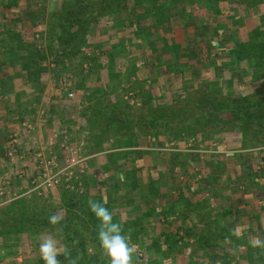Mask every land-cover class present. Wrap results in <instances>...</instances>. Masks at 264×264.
Segmentation results:
<instances>
[{
  "label": "crops",
  "instance_id": "crops-1",
  "mask_svg": "<svg viewBox=\"0 0 264 264\" xmlns=\"http://www.w3.org/2000/svg\"><path fill=\"white\" fill-rule=\"evenodd\" d=\"M248 1L249 0H245V2ZM229 4V9L224 8L218 14L207 8L201 9L195 6H191V8L184 6L183 8L182 6V8L180 7L177 10L179 11L178 21L172 20L171 16H163L166 22L164 21V23L160 24L156 22L155 15L157 12H153L152 15H150V8L147 10L148 13H150L148 17L145 16L143 8H129V12H120L115 20L120 29H107L109 26H113V19L109 20V23L99 27L100 34L102 35L101 37L103 38H100L99 41L103 49H106L105 53L108 54L109 59L103 61L102 66L104 68L102 67L103 69L101 68L99 70L93 68L86 71L84 73L86 79L83 89H76L70 86L65 87L63 81L58 79L57 81H59V84L52 86L51 82L59 76V71H45L46 73L42 75L37 73V79H43L44 77L45 80L48 79L46 88L40 87V90L43 92L41 94L44 95L42 98L37 97L40 96L39 90L38 87L34 88V83H31L32 88H29L26 81L25 84L22 82V80H26L30 76L27 70L30 68V66H28L30 58L32 60L31 55H27L24 51L25 48H28L30 53L31 51L34 52L33 48H37L38 50L41 48L40 43H38L36 47L33 46L34 41L39 39L38 31L42 28L41 24L32 27L31 21L27 18L30 16L29 9L27 10L29 14L25 12L23 15L21 13L18 24H8L11 31L20 30L19 36L21 40L18 44L23 46L24 51L18 55H10L12 51H17L15 42L10 39L5 41L6 51H10V53L8 54L6 52V55H3L2 58L0 56L1 61L5 60L4 65L0 64V186L5 191L4 193L0 192V195L5 194L0 196V206L12 202L10 196H12L14 192L22 194L25 189H23V184L28 183L21 179L19 183L17 180H14L16 171L15 168L13 169V164L8 156L9 146L12 141H9L8 138L14 137V145H16L20 152L25 151V149H27V151H32V149H36L37 146L42 149L46 147L54 152L55 150L58 151V146L64 140L65 134L70 130L71 125L78 122L75 127V129H78L81 121L85 122L83 117L85 111H87L86 109H88L87 103H84V100L79 96L73 100V102H68L65 99V94H67V92H64L65 90L70 89L82 95L83 90L88 91L94 89L98 85H103L106 89V93H110V98L116 96V94L119 95V89L117 88V84L121 79L119 75H121L126 68L120 73V66L115 64L125 60L126 54H128L127 59H131L130 62L133 63L138 80L143 81L144 86H146L143 94L150 95L148 96L151 100L150 104L146 105H151V107H153L158 103H163L170 106L173 105L174 102L176 103L185 98V93L182 94L183 91L180 92V89L189 88L188 95L198 89L199 85L205 83L206 80H213L218 76L220 77L218 73L221 70L225 71L228 65L237 64L238 59L232 48L235 47V45L248 46L252 43V29L256 26V23H259L260 16L264 13V3L262 4L263 13L262 10L259 9L257 16H252L247 10H244L245 12L242 14L245 19L239 16V10H236L235 6L232 7L231 3ZM24 9L25 8L22 10ZM134 11L143 15V18L138 20V23H132L133 19L130 18L132 15H136ZM200 14L202 22L198 20ZM125 18L128 22L122 21ZM126 25L128 27H126ZM261 28H264V22ZM93 29L92 27L91 31ZM122 29L127 30V33H123ZM205 30L210 31V35H208ZM137 31L140 33L137 34ZM235 35L237 38H234ZM32 36H34V38ZM178 39H180V41H178ZM131 40L135 42L131 44ZM176 42H178V45ZM126 44L130 46V50L121 52V47L126 46ZM158 54L161 55L159 59L161 58L163 62L161 69L160 66H157ZM46 61V59H43V64H46ZM12 62L14 64L11 65ZM250 63H252L251 60L246 59L239 64L238 68L241 69V67H244L245 71H247L249 70L248 68L251 67ZM144 64H149V66ZM261 70L262 74L260 77H263L264 67ZM226 72L228 75L234 74L236 77L234 71L228 70ZM123 74H125V72ZM116 77L119 78V81L117 80V84L115 85L114 81L112 83V79ZM235 77H229L228 79H235ZM12 79H20L21 82L19 84L16 83L18 82L16 81L14 87H17V89L14 88L11 91L10 87L7 88L4 85ZM18 87H21L20 91ZM229 87L231 88V86ZM115 88L117 89L115 90ZM86 92L84 93L87 97L91 91L88 92V94ZM60 97H62L63 100H60ZM119 97L123 98L122 95H119ZM153 100L155 101L154 105L152 102ZM144 102L146 103V101ZM89 104L91 105L92 102ZM143 106H133V108L139 109ZM33 109L36 111L35 115L32 113ZM28 127L31 128L29 132ZM135 131L138 132V134L135 135L129 145H125L127 138L115 136L110 138L102 148L96 151L86 152L84 155L85 159L88 160L86 162V165H88V173L85 175L92 179L89 180L90 190L95 195L97 191H100L99 198L106 196L105 192L107 191V185L109 187L116 185L117 188H121L124 181L123 176L127 174L132 176L135 188L139 190L136 194L139 195V193L143 191L142 194H144L145 197L138 202H126V199H122V195L114 197L116 200L113 202H106V204L110 203L115 210L118 211L122 220L127 219L138 223L139 228H143L144 232L149 233L150 237L155 239L162 236H173L186 240L193 238H200L201 240H207L209 238L215 239L220 237L222 230H225V234L231 238L236 239L242 236L244 242L248 240V242H251L252 239L254 240V238L257 237V235H253L254 233H252V230L258 223L260 225L259 233L264 234V186L262 185L263 188H261V191H257L256 194H254V189L252 190L250 185H246V182H241L245 184L246 190L242 191L231 186L227 191H224V194L228 196L232 195L233 199L228 196V198L222 199V195L218 194L220 189L222 190V188H220L221 184H215L220 181H213L215 177L220 176L222 173L228 176H236L242 173L245 179L247 169L240 170L229 164H227V168L223 166L229 159L235 158L234 156L236 154H234V152L240 150V147L235 145L237 139L228 138V151L223 152L220 150L213 155L207 153L205 155V158H207L205 160L206 165H201L200 168L196 164H190L189 161L190 158L199 159V153H194L196 151L188 150L187 152H182L178 149L179 147L182 148V146L178 144V147L175 146L177 149L173 148L162 152V148H157L156 145L162 144L163 136L156 137L153 134H143L140 130ZM93 134L91 132V136L87 137L85 143L87 142L90 145V141L88 142V140L90 137L92 138L94 136ZM67 135L70 136L68 139H65L72 142L73 140L70 138L72 134L68 133ZM225 139L226 138H224V140ZM120 142H123L122 145H119ZM210 142L211 141H208L206 143L210 144ZM111 155H117V161H109L112 157ZM26 157L28 160V156ZM161 158H165L166 160L164 166L159 165L161 164ZM217 159L219 160L217 161ZM90 162H98L102 167L108 169L102 176L103 179L101 177L95 179L92 176V174L95 176L94 173L98 170L93 168L94 165L90 166ZM131 162H135V165L132 167L125 165L131 164ZM201 162L202 164L204 163V161ZM215 162H218V165L221 164L223 169L222 166L215 167L213 165ZM144 163L148 165L146 166ZM20 164H15V166L20 167ZM21 165H25L28 168L32 167L31 172L35 174L32 160L29 159V162L25 160ZM199 173H203V176L211 175L210 177L212 178L209 181H213L214 183L206 187L205 184L209 181L205 182L206 177H204L203 180V177ZM147 174L150 178L152 177L151 180H153V182L158 180V178L160 181L162 180L161 182L163 184H160L161 187H159V191L161 190L160 193L164 192L166 198L165 202L155 193L158 190L155 185L152 186L150 184L147 187L144 186L145 180L143 176ZM160 174L161 176L163 175L164 178H161ZM198 175L201 176V178H199ZM140 179L142 180L141 183L139 182ZM120 191L121 193L124 192L122 188ZM153 191L154 193H152ZM229 191H231L230 195ZM209 197H212L214 200H212V202H205ZM138 198L140 199V197ZM221 200H230V202H218ZM222 203H224L223 205L235 207V209L237 208V211L240 212L235 218L228 217L225 219L224 223H226V225L220 222V220L218 222L215 215L211 214L213 210L210 212L206 211L209 205L210 207L215 205L220 207ZM135 208L137 209V214ZM257 208L263 210V212H261L263 221L258 218L255 211L252 212V210ZM130 212H132V215L134 214L136 216L128 219L127 216ZM243 213L245 214L242 215ZM161 214L167 221L160 219L162 216ZM123 215L125 217H123ZM6 235L7 233H3L0 235V238ZM206 245L207 244H204L203 247L196 249L188 248L189 252H187V254L189 256H193L194 253L195 255H200V259L204 260V262L199 261V263L208 264V260L205 258L207 252L210 253L209 255H216L219 259L221 255L227 253L226 249L222 248V246L225 245L227 248L230 244L223 243L222 246L214 244L216 245L215 249H210L209 246ZM209 245L213 244L209 243ZM184 249L182 250L183 254L185 253L183 252ZM208 259L209 262L214 260L215 264H254V262L249 260V262H246L244 260L245 258L239 257V255L237 259L232 256L224 260L211 259L210 256ZM3 261L7 262V259ZM214 262L211 264H214Z\"/></svg>",
  "mask_w": 264,
  "mask_h": 264
},
{
  "label": "rangeland",
  "instance_id": "rangeland-1",
  "mask_svg": "<svg viewBox=\"0 0 264 264\" xmlns=\"http://www.w3.org/2000/svg\"><path fill=\"white\" fill-rule=\"evenodd\" d=\"M59 1H66V0H32V1L29 0L26 2V6L24 9L25 11L22 9H21L22 11L20 10V12L10 11L9 16L11 17V16H15L16 14H18L19 18H21V13L23 15L25 12L27 14H29V12L27 10L29 9V11H31V8H33L34 3L36 2L35 3L36 8L32 11H34L37 15H39V17H41L42 15H44L45 17H48V15L50 13L55 11L57 3ZM166 5H167L168 12H167V10H165L163 15L164 16H171L172 20L178 21L179 11H177V10L180 6V3H177L175 1L173 2L172 0H167ZM181 6H187L190 8H191V6H195V7L201 8V9H203V8L205 9L207 7V6L206 7L203 6V3L201 0L200 1L192 0V1H189L187 4L181 5ZM128 8H142V7H140V5H134L133 3L130 2L128 4ZM5 12H8L7 9L4 10V13ZM134 13H136V12L134 11ZM13 14H15V15H13ZM117 17L118 16H115L114 18H112L113 19V26L112 27L109 26L107 29H117V28L120 29V27L116 23L117 21H115L117 19ZM27 18L30 21V17H27ZM130 18L133 19L132 23H138V20L143 18V15L137 12L136 15H132ZM200 18H201V14H200V16H198V20H200L202 22V19H200ZM122 21L125 22L127 20L125 18ZM114 22H115V24H114ZM108 23H109V21H108ZM44 26H45V24L43 26L41 25L42 28L40 31H38V35L43 36V39L40 43L41 48H39V50L43 51L44 52L43 54H45V56H46V60H47L46 61V71H49V72L50 71L52 72L55 70L59 71V76H58L59 78L57 77L56 79H53L54 81L51 82V85L52 86L58 85L59 84L58 83L59 81H57V79H58L60 81L61 80L63 81V83L65 84L64 85L65 87L70 86V87H75L76 89H80V88L83 89L85 86L84 81L86 79L84 76V73L86 71H89L90 69H93V68H95L97 70L101 69L103 67L102 66L103 61L104 60L106 61L108 59V54L105 53L106 49L105 50L103 49V46L101 45V42L99 41V39L102 38L101 37L102 35L100 34V28L97 27L96 29H93L89 33V35H87V39H86V42H88L87 47L82 48L81 52L77 56H75V58L72 57V59L70 60V63L54 64L53 62L57 59V56L55 55L57 52L55 50L54 43L49 40V35H48V33H46V27H44ZM126 27H128V26L126 25ZM122 30H123V33H125V34L127 33L126 32L127 30H124V29H122ZM209 32L210 31H206V33L208 35H210ZM139 33L140 32L137 31V34H139ZM46 34L48 36H46ZM107 34H108V32H107ZM7 35H11V34L7 33ZM92 35H93V37H92ZM0 36H1L0 38L3 40L2 42L0 41V56L2 58V56L5 55L3 51L6 50L5 42H4V40H5L4 38H5L6 34L0 32ZM89 36H91V37H89ZM39 38H40V36H39ZM94 38H96V39H94ZM234 38H237L236 35L234 36ZM232 39H233V37H232ZM120 41H122V40H120ZM178 41H180V39H178ZM133 42H135V41L131 40V44H133ZM241 43H243V42H241ZM176 44L178 45V42H176ZM91 45H94V46H91ZM18 47H21V45H19ZM7 49H8V47H7ZM124 50L129 51L130 46H128V44H126V46L121 47V52ZM7 53L9 54L10 51H8ZM25 53L27 55L33 54V53L31 54V52L29 53L28 48H25ZM18 54H20L19 51L14 50L11 52L10 55H18ZM127 55L128 54H126L125 60H123L122 62L117 61L118 63L115 64L117 66L118 65L120 66V68L122 70V71L119 70L120 73L123 72V70L126 68V70L124 71L125 74H123L124 73L123 72V73H121V75H119V78L121 77L120 81L118 80L119 78H117L118 76L116 78H113L114 80L112 79V83L114 81L115 85L117 84V80L119 81L117 84V88L119 89V95H122L123 98L119 97L118 94H116V96H112L110 98V96H109L110 93H108V94L106 93V91H105L106 89L104 88V86L98 85L94 89H91L88 91L83 90L82 95L77 94L73 90L67 89L64 91V92H67V94H65V96H66L65 99L68 102H73V100H75L79 96L84 100V103L85 102L87 103L88 107L90 106L89 103L94 102L96 99L99 100L100 102L104 103V104L107 103L108 101H114V102H117L119 104H123V102H124V103H127L128 105H132V106H136V107H138L139 105L143 106L144 104H145L144 106L149 105L151 100L148 98V96H150V95L149 94H143V91L146 88V86H144L143 81L138 80V76H136V74H135L136 70L133 67V63L130 62L131 59H129V60L127 59L128 58ZM32 56L34 57V55H32ZM160 56H161L160 54H158V56H157V66L158 67L160 66V69H161L163 62H162L161 58L159 59ZM50 62H52V63H50ZM23 65H26V64H23ZM144 65L149 66V64H144ZM28 66H29V63H28ZM236 68H238L236 66V64L228 65L227 68H225V71L221 70L218 73L220 75V77L218 76L216 79H213V80H206V82L211 81L215 87L223 90L224 92H227L226 94L231 96V97H237L239 95H243V94L250 93V92L264 93V75H263V77H260V75L262 74V70L260 67H252L251 71L250 70L245 71L244 68H242V69H240V68L236 69ZM228 70L234 71L236 74V77L234 74L228 75V73L226 72ZM258 70H259V73H258ZM27 72H30V68H28ZM229 77H231V78L235 77V79H228ZM16 81H18V82H16ZM25 81L27 82L29 88H32L31 83H34V88L38 87L39 95H40V96H37L38 98L44 97V95L41 94L43 92L40 90V87L42 86V87L46 88L47 83H48L47 82L48 79L45 80V77L43 79H37L31 75L28 77V79L22 80L23 84L26 83ZM15 82L20 84L21 80L20 79H12L7 84H5L4 86L7 88L10 87V89L12 91V89H14V88L17 89V87H14V84H16ZM203 82H205V81H203ZM229 86H231V88ZM18 88H20L19 89V91H20L21 87H18ZM117 88H115V90ZM79 91H81V90H79ZM182 91H183L182 94L185 93L184 95L186 96L188 91H189V88L180 89V92H182ZM84 92H86L87 94H88V92H90L89 93L90 97L89 96L86 97ZM60 100H63L62 97H60ZM144 101H146V103ZM152 102L154 105L155 101L153 100ZM162 104L163 103H158L157 105H162ZM86 110L87 111H85V114L83 117L85 119V122L81 121L78 129H75L76 124L78 123V122H75L73 125H71L70 130H68V132L65 134V138L68 139L70 135H67V134L71 133L72 136L70 138L73 141L69 142V140L64 138V140H63L64 142L62 141L58 146V151L55 150L54 152H52L46 147H43V149H42L41 147L38 148V146H37V148L35 147L36 149H34V150L32 149V151L31 150L27 151V149H25V151L20 152L18 150V148L16 147V145H14V141H13L14 137L8 138L9 141H12V143H10V146H9L10 147L9 153L8 152L7 153L9 154L8 156L10 157V161L13 164V169L15 168V171H16V174L14 175V180H17L18 183H19L20 179L28 182L27 184L25 183L26 185L23 184V186H24L23 189L25 188L24 189L25 192H24V190H23L22 194L14 192L12 194V196H10V198H12V201L22 200L23 202H27V204H31L33 206H54L56 208L66 206L67 202H81L80 204H78V206L74 207L73 211L79 217H81V218L84 217V219L89 222V217L85 214V211H87L89 209L88 201L90 199L97 200V201H101L103 199L108 203V202L115 201L116 198L114 199V197H118L119 195H122V199H126L125 200L126 202H138L139 200H141L142 198L145 197V195L142 194L143 191H141L139 193V195L136 194V193H138L139 190H137L135 188L134 180H133L132 176L129 174L123 176L124 181H123V185L121 187L124 191L123 193H121V191H120L121 188L120 187L117 188L116 185L111 186V187H109L107 185V191L105 190L106 196H104L103 198L102 197L99 198L100 197V195H99L100 191H97V194L95 195L90 190L89 180L91 178L88 177L87 175H85L88 173V165H86V162L88 160L85 159L84 155L86 154V152L93 151L94 148L92 150V146H94V145L91 142V140H92L91 137L88 140V142L90 141V145L87 142L85 143V141H87L86 140L87 137L91 136L90 131L87 129V122H86V119H88V116L90 113L88 111L89 109H86ZM32 113H34V115H35V113H36L35 109L32 110ZM30 129L31 128L28 127V132L30 131ZM257 131H258L257 129H252V130L250 129L247 132L243 133V135L240 134V131H236V132H232L230 134L219 133V134H213V135L211 134V135H203V136H197V135L176 136V138H174V139L170 135L164 134V135H162L163 136L162 144H157L156 146H157V148H162V152L166 151L168 149H173V148L177 149L175 146L178 147V144H180V146H182V148L181 147L178 148L182 152H187L188 150L189 151H196L194 153H199V156H198L199 159L197 160V159H193V158L191 159L190 158L189 161H190V164H196L197 166H199L201 168V165H204V166L206 165L205 160L207 158H205V155L207 153H211L213 155L220 150L223 152L228 151V149H229L227 147L228 146V141H227L228 138L229 139L233 138L235 140L237 139V141L235 142V145L240 147L239 148L240 150L237 152H234V154H236L234 156L235 158L229 159V161L226 164L224 163L223 166L225 168H227V164H229V165H232L233 167H237V169L239 168L240 170L241 169L242 170L247 169V173L245 175V179L243 178L244 176L242 175V173L239 175L237 174L236 176H234V175L228 176V175L222 173L220 176L214 178V180H213L214 182L220 181L219 183H215V184H219V185L221 184L220 188H222V190L220 189V192L219 193L217 192V193L222 195L221 197L223 199V198L232 197V195H230L231 191H229L230 196L224 194V191L225 190L227 191V189H229L231 186L232 187L234 186L237 189H240L242 191L246 190L245 184H243L241 182H246V185H250L251 189L252 190L254 189V191H253L254 194H256L257 191H261V188H263V186H264V133L263 132L257 133ZM131 134L133 135L132 137L134 138L135 135L138 134V132L133 131V132H131ZM63 136H64V134H63ZM132 137L130 139L128 137H125V138H127L125 145H129L131 143V141L133 139ZM158 137H160V136H158ZM122 138H124V137H122ZM224 138H226V139L224 140ZM208 141H211L212 143L210 142V144H207L206 142H208ZM82 142H83V144H82ZM122 143L123 142H120L119 145H122ZM90 148H91V150H90ZM70 150H72V152H74V154H75L74 156L78 162L71 168V170L69 169L68 172H72V174L71 175L69 174V176H68V175H65L67 172L64 170L66 167V158L69 155ZM34 151H36V152H34ZM119 153H122V152H119ZM26 156H28V160L26 159L27 158ZM116 156H112L109 159V161L112 159H116ZM24 158L28 162H29V159L32 160V162L34 163L35 174H33V172H31L32 167L28 168L25 165H21L22 162H25ZM49 158H55L56 159L57 167L52 168V169L49 168L48 172L50 174H53V173H57L60 170H62V171L59 173V176H58L59 178H57L58 179L57 183L50 185V186H47V185H42L41 171L43 168V164L41 162H42V160L43 161L49 160ZM218 160L219 159H217V161ZM165 161H166L165 158H161V160H160L161 164H159V165L164 166ZM201 161H204V163L202 164ZM158 162H159V160H158ZM217 163L218 162H215L213 165L215 167H221L222 166L221 164L218 165ZM237 163H239V164H237ZM15 164L16 165L20 164V167L15 166ZM93 165H94L93 168H95V170H98L99 172L97 171L96 172L97 174H96V173H94L95 172L94 171L93 173L95 174V176L93 174H92V176L95 179H97V177L102 178V176L105 174V172L108 169L105 167H102V165L99 164L98 162L97 163L90 162V166H93ZM125 165H129L132 167L133 165H135V162H131V164H125ZM145 165L147 166L148 164H145ZM160 166H157V167L159 168ZM223 166H222V169H223ZM199 174H201V176L203 177V180H204V177H206L205 182H208L212 178V177H210L211 175L210 176L209 175L203 176V173H199ZM89 175H91V174H89ZM201 176H199V178H201ZM143 177L145 180L144 186H146V187L151 184L152 186L155 185L157 188H159L163 184L161 182L162 180L160 181L159 178H158V180L153 182V180H151L152 177L150 178L148 174L144 175ZM160 177L164 178V176L163 175L161 176V174H160ZM141 181L142 180L140 179L139 182L141 183ZM213 181H209L208 183L205 184V186L207 187L209 184L214 183ZM238 181H240V182H238ZM107 184H110V183H107ZM0 189H2L1 186H0ZM160 191L158 189L157 192H155V193H158V196L162 198L164 192L160 193ZM0 192L4 193L5 191L2 189V190H0ZM152 193H154V191ZM3 195H5V194H2L0 196H3ZM138 197H140V199ZM165 199L166 198L163 199L164 202H165ZM231 199H233V197ZM212 200H214V199L212 197L211 198L209 197L205 202H212ZM83 202L85 203V205H83L84 204ZM218 202H230V200L229 201L221 200ZM223 204L224 203H222V205H220V207H217V205L210 207V205H209V207L206 208V211L210 212L213 210V212L211 214L215 215L218 222L220 220V222H222L223 224L226 225V223H224L225 219H227L228 217L235 218L236 216L239 215L240 212L237 211V208L235 209V207H231V206H227V205H223ZM105 207H107L110 211L113 212V220L114 221L121 222L123 234L126 235L129 238L130 242L136 246V252L133 254V258H132L133 264H187V260L189 261L190 264L191 263L192 264H198L199 261L204 262V260H202V259L199 260L200 255H195V253H194L193 256H189L187 254V252H189L190 248L196 249V248H201L204 246V245H202L203 240H201L200 238H198V239L193 238L190 240H188V239L186 240L184 238H181V241H179V243L173 245V247H174L173 249H166L165 248L166 244L162 243V241H161L162 237H160V239L159 238H156V239L151 238L149 233L144 232L143 228H139L138 223L132 222L131 220H127V219L122 220L121 215L118 213L117 210H115V208L110 203L105 204ZM257 209L252 210V212L255 211L258 218H260V220L263 221L262 220V214H261V212H263V210L261 208H259L258 210ZM135 210H136V214H137V209L135 208ZM131 213L132 212H130L128 214V216L126 215L128 217V219L134 218L136 216L134 214L132 215ZM245 213H243L242 215H244ZM123 217H125V216L123 215ZM160 219L167 221L163 215L161 216ZM94 225H96V224H94ZM89 226H91V224ZM259 227H260V225L258 223V225H255V228H253V230H252V233H254L253 235H257L256 238L253 237L254 240H256V239L264 240V234L259 233V231H260ZM44 233H48V232L38 231L36 233H27V234L14 233V232L9 233V234L7 233L6 236L0 238V264H4V263H6V264H43V261L40 259L39 253H38V237ZM234 233H235V231H234ZM236 239H238L240 241H244L242 236L237 237ZM246 240H248V239H246ZM254 240L252 239V241H254ZM207 241L210 244H218L219 246L223 245V243L217 242V241H215V239H212V238L207 239ZM248 241H246V242H248ZM222 248H225L228 254L233 252L231 247L226 248L224 245V246H222ZM183 249H184L183 252H185L184 254L182 253ZM169 255H173L175 257H173V256L169 257ZM168 257H169V259H168ZM210 258L211 259L215 258L216 260L218 259L216 255H210ZM234 258L235 259L238 258L237 252L235 253ZM4 259H7V262H4L3 261ZM191 261H193V262H191ZM247 261L248 260H246V262ZM208 264H211V263H208Z\"/></svg>",
  "mask_w": 264,
  "mask_h": 264
},
{
  "label": "trees",
  "instance_id": "trees-1",
  "mask_svg": "<svg viewBox=\"0 0 264 264\" xmlns=\"http://www.w3.org/2000/svg\"><path fill=\"white\" fill-rule=\"evenodd\" d=\"M27 1L29 0H0V32L6 34L4 42L10 39L15 42L16 50L19 53L24 51L23 46L18 47L20 45L18 42L21 40L20 30L11 31L8 24H18L20 18L18 14H13L15 16L10 17L9 13L10 11L20 12L21 9L25 8ZM172 1L180 3L179 8H182L181 5L192 0ZM201 1L203 6H207V9L217 14L224 8L229 9V3L232 7L235 6L236 10H239V16L243 19H245L242 14L245 12L244 10H247L252 16H257L259 9L263 13V0H249L248 2L245 0ZM130 2L134 5H140L144 9L146 17L150 14L147 11L149 8L151 10L150 15L157 12L155 15L156 22L158 24L164 23L163 13L167 10V0H66L59 1L55 11L50 13L48 17L44 15L39 17L32 11L36 8L35 2L29 17L32 27H36L37 24H45L46 33L49 35V40L54 43L57 52L55 54L57 59L53 63H70L72 57L75 58L82 48L87 47L86 39L92 27L94 29L99 28L118 16L120 12H129L128 4ZM5 9L8 12L4 13ZM263 22L264 13L260 16L259 23H256L252 29L253 40L251 45H235L232 48L238 59L237 67L246 59L252 62L250 63L251 67L248 68L250 71L252 67H260L261 69L264 67V28H261ZM7 33L11 35H7ZM48 35L46 34V36ZM39 36L40 38L34 41V47L43 39L42 35ZM32 37L34 38V36ZM0 41L3 40L0 38ZM33 49L35 52L31 51L34 57L31 55L29 75L36 78L37 73L41 75L46 73V64L42 62L46 56L37 48ZM3 52L5 54L8 51L4 50ZM4 62L5 60L1 61L0 58V64L4 65ZM12 64L14 63L12 62ZM88 109L90 114L86 119L87 129L90 133H94L91 142L95 151L102 148L110 138L115 136L130 139L133 136L131 132L135 130H140L146 135L153 134L156 137L167 134L173 139L176 136L230 134L236 131H240V134L243 135L250 129H257V133H264V93L250 92L231 97L223 90L215 87L211 81L201 83L198 89L170 106L163 104L134 109L133 106L124 102L119 104L108 101L104 104L96 99ZM110 161L114 162L117 159ZM164 198L165 195L163 194L162 199ZM80 203L67 202L66 206L56 208L54 206H33L22 200H14L7 205L0 206V235L12 232L27 234L46 231L56 236L69 249V257H58L61 264H69L70 259H76L77 264H109L108 257L97 242V230L100 222L90 209L85 211L90 223L84 217H79L73 209ZM52 214L63 218L59 224L52 225L49 223V216ZM90 224L91 226H89ZM225 233L226 231L222 230L220 237L215 238L216 241L230 244L228 246L234 252L238 251L239 257H244L245 261L264 264V247H254L252 242L240 241L227 236ZM161 241L166 244V249H173V245L179 243L181 238L162 236ZM204 244H207L206 246H209L210 249L216 248L214 244L209 245L207 240H203L202 245ZM234 252L224 253L219 259H229L230 256L234 258ZM209 254L207 252L205 258L208 260L207 263H212L214 260L209 262ZM187 264H190L188 260Z\"/></svg>",
  "mask_w": 264,
  "mask_h": 264
},
{
  "label": "clouds",
  "instance_id": "clouds-1",
  "mask_svg": "<svg viewBox=\"0 0 264 264\" xmlns=\"http://www.w3.org/2000/svg\"><path fill=\"white\" fill-rule=\"evenodd\" d=\"M106 201H88L90 211L100 222L97 230V242L109 259V264H133V254L136 246L122 232V224L113 220V212L105 207ZM63 218L52 214L49 223L57 225ZM254 247H264V240L256 239L252 242ZM38 253L43 264H61L60 256L69 257L70 252L66 245L50 233L38 237ZM69 264H77L76 259H70Z\"/></svg>",
  "mask_w": 264,
  "mask_h": 264
},
{
  "label": "built area",
  "instance_id": "built-area-1",
  "mask_svg": "<svg viewBox=\"0 0 264 264\" xmlns=\"http://www.w3.org/2000/svg\"><path fill=\"white\" fill-rule=\"evenodd\" d=\"M74 152H72V150H70V153L69 155L67 156L66 158V167H65V170L67 173L65 175H68L69 174L71 175L72 172H68L69 169L71 170V168L78 162L74 156ZM43 164V168H42V171H41V178H42V185H47V186H50V185H53L55 183H57L58 179L59 178V173L62 171H58L57 173H53V174H50L48 172V169L49 168H56L57 167V162H56V159L55 158H49V160H42L41 162Z\"/></svg>",
  "mask_w": 264,
  "mask_h": 264
}]
</instances>
